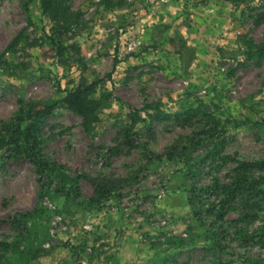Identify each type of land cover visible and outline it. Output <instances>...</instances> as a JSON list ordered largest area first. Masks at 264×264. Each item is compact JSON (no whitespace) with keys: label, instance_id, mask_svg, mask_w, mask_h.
<instances>
[{"label":"rangeland","instance_id":"374dc122","mask_svg":"<svg viewBox=\"0 0 264 264\" xmlns=\"http://www.w3.org/2000/svg\"><path fill=\"white\" fill-rule=\"evenodd\" d=\"M60 5L68 27L42 0H0V130L18 101L57 102L40 124L50 179L0 150V264H264V203L253 224L216 219L233 169L264 158V0ZM92 84L103 107L86 129L61 100ZM175 144L181 158L148 153ZM104 180L111 193L80 206Z\"/></svg>","mask_w":264,"mask_h":264},{"label":"trees","instance_id":"16d2710c","mask_svg":"<svg viewBox=\"0 0 264 264\" xmlns=\"http://www.w3.org/2000/svg\"><path fill=\"white\" fill-rule=\"evenodd\" d=\"M63 2L64 0H42V13L47 15L54 25L68 27L73 14L69 12L65 5H60ZM253 49L252 54L260 55L264 53V47L261 45L255 46ZM93 87L94 84L85 87L79 86L67 93L61 100L70 110L81 117L86 129L97 121L98 112L103 107L100 100L91 97ZM56 104L57 102L46 101L27 105L24 101H18L16 113L0 130V150H6L13 157L27 160L35 168L39 181L43 182L52 177L51 174L54 168L42 153L40 124L45 117L52 113ZM138 113L139 110L137 109L131 111L130 115L135 117L133 123L139 117ZM262 123H264V120ZM131 132L132 129L130 127L122 129L121 133L118 134V145L111 149L113 153L119 152L123 146H128L132 143ZM193 138L194 135L189 139L192 145H194ZM201 141L198 140L197 144ZM148 153L157 160L172 161L182 156L178 144L167 147L161 155ZM92 183L95 185L93 197L81 199L78 193L75 194L76 198L81 199L79 202L80 206L89 209L99 202L102 197L111 193L113 184L112 181L108 180ZM208 188L211 192L215 190L213 186ZM220 188L222 193L224 192V198L218 202L220 207L216 219L222 220L227 212L233 211L239 214L237 221L253 224L258 220L264 203V158L239 164L233 169V179L230 184ZM201 197L202 194L200 193L197 197L199 203L202 200ZM194 207L193 214L197 217L196 214L202 212V206L198 205L195 209ZM258 237L264 238V233L258 232Z\"/></svg>","mask_w":264,"mask_h":264}]
</instances>
